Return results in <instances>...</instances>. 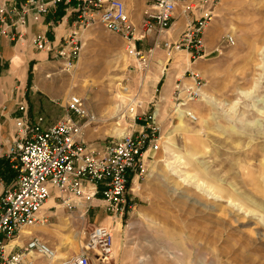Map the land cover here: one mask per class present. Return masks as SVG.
I'll use <instances>...</instances> for the list:
<instances>
[{
    "label": "rangeland",
    "instance_id": "obj_1",
    "mask_svg": "<svg viewBox=\"0 0 264 264\" xmlns=\"http://www.w3.org/2000/svg\"><path fill=\"white\" fill-rule=\"evenodd\" d=\"M142 6L139 1L136 15ZM213 11L205 29L212 51L193 64L186 63L185 51L169 56L148 38L136 45L146 60L143 70L121 37L97 26L84 31L72 69L60 71L54 64L36 70H42L39 84L48 95L65 90L68 97L80 96L95 115L84 130L92 148L126 132L157 129L158 148L146 152L137 185H128L135 196L117 218L119 230L111 227L114 255L106 264H264V0H217ZM180 12L178 5L175 26L167 32L171 40L182 28ZM226 36L232 43L224 41ZM18 48L22 52L28 46ZM159 60L165 62L162 72ZM188 71L201 81V97L179 107L192 110V121L179 114L174 101L176 85L192 84ZM47 72L56 74L47 81ZM31 78L28 73L27 84ZM116 83L123 91L129 87L131 92L122 94L137 101L132 116L121 112L126 98L113 96ZM115 104L121 107L115 110ZM45 214L47 223L30 230L57 254L75 255L92 219L80 220L76 209L62 206ZM34 255L29 253L23 264L30 258L46 264Z\"/></svg>",
    "mask_w": 264,
    "mask_h": 264
},
{
    "label": "built area",
    "instance_id": "obj_2",
    "mask_svg": "<svg viewBox=\"0 0 264 264\" xmlns=\"http://www.w3.org/2000/svg\"><path fill=\"white\" fill-rule=\"evenodd\" d=\"M139 1L143 6L136 15ZM216 3L217 0H1L0 37L48 53L60 71L73 68L82 50L84 31L97 26L121 37L129 52L141 60L143 70L146 60L136 45L148 38L154 46L161 43L169 56L177 50L189 53L193 63L208 54L203 35ZM178 5L183 23L171 40L167 32L175 26ZM59 6L63 9L59 24L68 19L71 22L57 43L44 32L28 31L30 24H40L44 16ZM224 41L232 43L230 36ZM188 72L192 84L175 86L176 106L185 107L187 102L201 97L198 74ZM15 106L11 141L0 152V159L12 164L16 172L13 185L0 192V264H23L30 252L44 257L52 255V250L33 233L20 245L6 249L21 231L47 223L43 206L49 198L69 211L86 210L99 200L108 215L121 219L130 207V176L140 175L146 152L158 148L156 128L149 133L143 129L128 132L100 148L90 147L85 142L84 130L96 118L77 95L67 98L65 114L53 124H45L41 115L30 116L22 98ZM185 116L191 121L195 119L190 110ZM79 214L84 217V212ZM87 234L80 251L64 264L107 263L112 258L113 228L96 225Z\"/></svg>",
    "mask_w": 264,
    "mask_h": 264
},
{
    "label": "crops",
    "instance_id": "obj_3",
    "mask_svg": "<svg viewBox=\"0 0 264 264\" xmlns=\"http://www.w3.org/2000/svg\"><path fill=\"white\" fill-rule=\"evenodd\" d=\"M215 15V13H214ZM63 16V9L62 6H59L57 10L53 13H49L43 17L40 24H30L29 25V32H44L48 36L49 39H56V43L59 41L61 36L67 31L70 26L71 19L68 21L59 24L60 19ZM59 24V25H58ZM179 31L176 32V35ZM204 39H205V51L207 53L212 51V41L210 40L208 30L204 32ZM18 43L10 42L8 39L0 37V152L3 151L9 142L11 141L12 133H13V118L17 115L15 112L16 109V102L19 101L21 98L24 99L28 105V110L30 116L36 115H43L44 123L45 124H53L57 120H59L65 114V102L68 98V93H65V90H61L59 93H55L52 95H48L44 84H39L41 81L40 73L47 71L50 69L54 64L57 65L58 63L51 59L49 54L43 51H37L32 49L28 46L26 51L19 52L20 49L18 48ZM130 53V52H129ZM186 54V63H191L189 53L185 52ZM130 55H132L130 53ZM185 56V55H184ZM195 62V61H194ZM193 62V63H194ZM192 63V64H193ZM165 62L159 60L158 61V69L160 72L164 69ZM40 67L42 70L39 74L37 73V68ZM28 73L31 74L32 78L30 80V84H27V77ZM54 72H47L44 74V77L47 79L51 78V75H54ZM38 75V76H36ZM48 75V77H46ZM48 81V80H47ZM47 82L46 85H48ZM44 85V86H43ZM86 85V83L84 84ZM121 85V84H120ZM86 87V86H85ZM126 93L128 90L130 91L129 87H125ZM22 91V92H20ZM122 92L123 88L117 89L115 87L113 96H116L118 100H120L119 96H117L118 92ZM20 92V94H19ZM23 92L25 93V98L23 97ZM131 92V91H130ZM78 94V93H75ZM61 99L62 104L57 105V100ZM133 99V98H130ZM56 103V104H55ZM64 103V104H63ZM115 110L116 108V104ZM120 106V105H119ZM117 106V107H119ZM156 112V111H155ZM158 112H156L157 114ZM122 132L118 133L119 135ZM15 169L13 165L7 162L6 160L0 159V178L2 183L0 185V192L4 188L11 187L13 185L15 179ZM130 181L132 185L136 186L137 177L130 176ZM130 183V182H129ZM129 185V184H128ZM128 190V201L129 205L134 198ZM58 207L55 204V201L52 198H49L48 201L43 206L44 213L48 211V208ZM79 213L84 212V221H90L92 219V225H101L107 227H113L117 231L119 230L120 224L117 221V218H112L108 215L104 208L102 201L96 200L92 203V206L88 209H76ZM89 213L92 214V217L89 216ZM120 221V220H119ZM121 222V221H120ZM122 225V224H121ZM113 229V230H114ZM33 233L30 229H25L20 232V235L17 239L9 242L6 246V249H10L14 244L20 245L22 242L19 240L28 234ZM116 245L118 243L116 242ZM32 258H34V252H30ZM67 257V254H64ZM114 255V254H113ZM113 257V256H112ZM32 258H30L29 264H34L32 262ZM29 261V260H28ZM93 264L96 262L97 264H106V263H98L97 261H92ZM45 264V262H44Z\"/></svg>",
    "mask_w": 264,
    "mask_h": 264
},
{
    "label": "bare ground",
    "instance_id": "obj_4",
    "mask_svg": "<svg viewBox=\"0 0 264 264\" xmlns=\"http://www.w3.org/2000/svg\"><path fill=\"white\" fill-rule=\"evenodd\" d=\"M164 62V61H163ZM115 87L117 88V89H119L120 90V83H116V85H115ZM113 94H115V93H113ZM117 96H119V98H120V100H122L123 98H126L125 100H126V102H128L127 103V106L125 107V109L124 110H122L121 112L123 113V114H125V113H127V114H129L130 116H132L133 114H134V105H136V102L137 101H135L134 99H128V95H124V94H122V92L120 91V92H118V94H117ZM121 104V103H120ZM121 107V106H120ZM177 107H178V112H179V114L181 115V116H183V114L186 112V111H192L191 109H187V110H183V109H180L179 107L180 106H178L177 105ZM116 108H117V110L119 109V107H117V105H116ZM184 112V113H183ZM117 131V130H116ZM118 133V132H117ZM126 133H128V132H126ZM126 133H124V134H126ZM124 134H122V135H124ZM119 136H121V135H119ZM179 160L181 159L180 158V156H178L177 157ZM177 159V160H178ZM192 177H194V176H192ZM201 185H202V183H200ZM203 186V185H202ZM210 196H212L214 199H218L219 197L218 196H216L213 192H211L208 188H206V189H204ZM47 201H48V199H47ZM46 201V202H47ZM228 201V203L229 204H231L232 206H235L236 208H238L239 210H241V206H239L236 202H234V201H231V200H227ZM249 201V200H248ZM45 202V203H46ZM55 204L58 206V204L55 202ZM45 205V204H44ZM250 211H245L244 213H245V215H247L248 213H249ZM79 218H80V220H82L83 218H82V214L81 215H79ZM83 234V232L82 231H80V235H82ZM13 241V240H12ZM11 242V241H10ZM80 245H81V243H80ZM80 245L78 246V249H77V253L80 251ZM7 246V245H6ZM76 254V253H75ZM38 255V254H37ZM40 257L42 256V255H39ZM44 257V256H43ZM47 261H46V264H52V263H56V264H64L65 263V261L68 259V258H66V256L64 255V254H57L55 251H53L52 250V255L51 256H49V257H44Z\"/></svg>",
    "mask_w": 264,
    "mask_h": 264
}]
</instances>
